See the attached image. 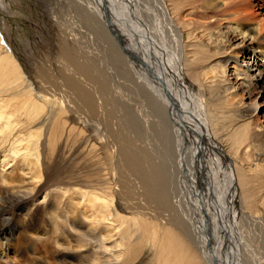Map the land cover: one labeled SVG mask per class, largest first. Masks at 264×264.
<instances>
[{"label":"bare ground","instance_id":"6f19581e","mask_svg":"<svg viewBox=\"0 0 264 264\" xmlns=\"http://www.w3.org/2000/svg\"><path fill=\"white\" fill-rule=\"evenodd\" d=\"M152 1L154 10L146 11L136 7L138 0H80L76 5L89 12L99 34L116 40L138 93L163 119L157 125L161 163L133 138L112 132L120 165L131 180L102 173L98 155L110 163L111 156L92 121L72 118L75 127L63 118L62 104L35 92L0 35L3 264L18 263L11 242L19 232L37 242L49 238L59 248V264H242L248 261L243 231L249 223L264 249V121L258 117L264 109V0ZM156 15L162 18L159 26L152 24ZM165 32L172 36L169 51ZM61 52L74 70L61 71V79L94 117L99 110L94 94L75 76L96 84L102 96L104 80L66 42ZM259 97L262 103L256 102ZM190 100L197 105L192 111L186 104ZM217 108L228 117L217 115ZM127 112L130 130L136 131L137 117ZM73 128L79 129L77 135ZM172 153L180 161V182L167 168ZM175 180L182 200L170 196ZM183 183H189L190 193ZM136 188L141 200L166 213L165 222L134 202ZM182 202L191 212L184 219L176 210ZM86 204L91 221L84 216ZM50 225L56 230L52 238L46 230Z\"/></svg>","mask_w":264,"mask_h":264},{"label":"rangeland","instance_id":"374dc122","mask_svg":"<svg viewBox=\"0 0 264 264\" xmlns=\"http://www.w3.org/2000/svg\"><path fill=\"white\" fill-rule=\"evenodd\" d=\"M79 2L80 0H0V35L5 42L4 44L12 51V55L16 58L17 63L20 64L21 70L28 76L30 82L33 83L35 92L46 95L50 100H55L62 104L63 108H66L63 118L68 122H71L72 118H75V120L92 121L95 126V136H98L99 142L106 145L107 154L111 156L110 163L109 159H103V157L105 158L104 155H98L99 159L96 161L99 162L102 173L103 171L104 173H111L116 180L119 177L131 180L132 177H129L120 165L117 152L119 143L113 139L112 132H119L133 138L138 147H144L148 151L151 150L153 156L157 157L158 162L161 163L164 157L160 154L163 152V140L160 133L157 132V125L161 124V120L163 121V119L153 111L147 101L138 93L134 84L135 76L127 72L124 59H120L119 53L116 51V48H119V44L116 43L113 37H103L101 33L99 34L95 30L94 24L90 23L89 12L83 13L80 7L78 9L76 8V5L79 6ZM154 5L155 3L152 0H138L136 7L142 11H146V9L154 10ZM161 20L162 18L156 15L152 24L159 26ZM164 34V40L168 42L167 50L169 51V44H172V36L169 37L170 34H167V32ZM62 41L66 42L74 50L82 63H87L86 65L92 64L96 73L105 82L106 92L102 96L97 92L96 84L87 81L81 75L75 76L82 83L83 87L94 94L95 101L99 106L98 113L94 117H91L79 105L75 94L65 86L64 81L61 79V71L68 74H73L74 71L73 67L61 58V45L64 43ZM174 48L176 49V46ZM230 67L229 65V70ZM39 73H45L46 78H42ZM229 75L230 73L226 75L227 82L233 87L234 83ZM177 88V91H179L181 86H177ZM247 97L241 94L240 98L247 103L250 102L247 101L249 100V97L248 99ZM255 97L253 95V99ZM262 101L263 99L259 97L256 102L262 103ZM186 104L190 111L197 106H195L194 100L187 101ZM128 110L137 117L136 131L130 130L127 117ZM214 110L217 112V115L228 117L226 110L219 111L218 108ZM262 110V113H264V109ZM107 111H110L111 116H107ZM262 113L258 117L260 120L262 119L261 121H264V114ZM71 123L76 127V123ZM74 131L75 135H77L79 129H74ZM85 131H82L84 137H86ZM172 138L174 142L175 139L174 137ZM9 155L11 156V153ZM16 160L18 159L16 158ZM166 161L168 163L167 168L172 174H175V179L177 178L180 182V175L176 173L180 169L178 156L172 153V155L167 157ZM177 167L178 169L176 170L175 168ZM185 167L186 170L189 169L187 166ZM30 173L31 171H25L24 174L26 177H29L31 175ZM43 180L44 177L36 181L42 182ZM177 180L170 187V196L173 201L183 199V190ZM183 185L185 190L190 193L189 183H183ZM136 191H138L137 188L134 190L136 193L134 202H139L140 205L142 204L141 207L144 208L143 212L153 213V215L155 212V216L160 217L165 222L163 218L166 213L162 215L155 204L152 203L150 205L151 203H146L144 200H141L143 197H140L139 194L137 196ZM188 199H191V194L188 196ZM89 205H84L83 212L85 213L84 216L91 221L93 217L89 211ZM176 210L180 219H184L186 215H191L190 208L185 202H182ZM193 213L194 211H192ZM194 218V220L202 223L200 217L194 216ZM46 230L48 236L50 234L49 237H54L56 230L53 225L46 227ZM243 232L247 239V250L249 251L247 253L248 256H246L248 261L246 263L242 261V264L264 263L262 262L264 261V249L260 244L261 238L259 237L258 230L249 223ZM212 235L214 236L213 233ZM49 241V238L38 242L35 239L32 241V239L21 235L19 232L17 237L11 242V248L13 250L17 249L14 257L15 260L18 259L17 264H59L57 255L59 248ZM228 245L229 247L232 246L230 242ZM199 255L196 256L200 258ZM11 258H13L12 255H10ZM0 264H3L2 261H0Z\"/></svg>","mask_w":264,"mask_h":264}]
</instances>
